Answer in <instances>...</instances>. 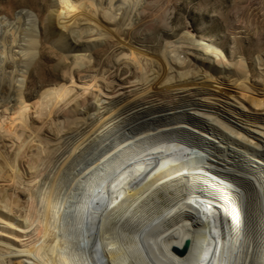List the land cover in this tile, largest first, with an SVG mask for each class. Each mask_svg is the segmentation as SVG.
I'll return each instance as SVG.
<instances>
[{
    "label": "bare ground",
    "instance_id": "6f19581e",
    "mask_svg": "<svg viewBox=\"0 0 264 264\" xmlns=\"http://www.w3.org/2000/svg\"><path fill=\"white\" fill-rule=\"evenodd\" d=\"M161 3L54 0L40 21L26 8L0 16V264H264V0L218 10L241 17L256 63L199 28L174 40ZM46 39L64 74L30 87ZM123 74L131 93L107 101ZM84 126L64 149L65 130Z\"/></svg>",
    "mask_w": 264,
    "mask_h": 264
},
{
    "label": "rangeland",
    "instance_id": "374dc122",
    "mask_svg": "<svg viewBox=\"0 0 264 264\" xmlns=\"http://www.w3.org/2000/svg\"><path fill=\"white\" fill-rule=\"evenodd\" d=\"M53 1L54 0H0V16L4 17H9V19H11V21H13L14 18V11L16 10H20L22 8H26V9H31V10H35V15H37L38 13L41 14L43 7L45 5H49L52 4L53 6ZM222 1L223 0H162L161 6L162 9L165 11V13L168 15V23H173L172 25H170L168 27V30L170 31V33L174 34V40L178 39L179 34L181 32H176L173 33V29H183L188 30L191 27L194 28H199V30L202 33H206L209 36H213L215 37L219 43H222L226 46V49H224L226 51V53L231 56V57H236L237 59L239 58V55H241L239 53V49H237L238 45H240L242 42V44L247 48L248 51L251 52L252 56H253V60L254 63L257 62V56L259 55L258 52L255 51V49H249L250 47V41L249 39H247V37L250 35L248 32L245 31V28L243 27V23H241V17H239V15H235L234 14V9L228 14L227 17H223L221 14H219L218 10L221 9L222 7ZM149 3H147L148 5ZM227 9H228V4H227ZM254 9V8H253ZM252 9V10H253ZM45 16L47 17L46 13ZM258 16H260V14H258ZM51 17V16H50ZM38 21L39 17L37 15ZM180 20H177V19ZM48 19V17H47ZM149 19V18H148ZM147 19V20H148ZM248 20V19H246ZM48 21V20H47ZM40 23V22H39ZM82 25H86V21L81 22ZM46 25L47 22H46ZM40 30V28H39ZM202 33H198L199 36H204V34ZM178 35V36H177ZM206 36V37H209ZM77 39H79L77 37ZM48 41V45H44L43 47H41V42L40 47H41V54L38 52V64L37 66L33 69L32 71V76L29 77L28 75H26V83L29 84L30 87H33L34 85H36L37 83H40L39 81L41 80L40 77L44 76L45 79H51L52 77H54L57 74H64V71H58L56 70V63L57 61L60 59L61 53L62 51L60 50L59 47L50 44L51 40L46 39ZM85 40V39H84ZM243 40V41H241ZM164 43L166 42L165 39H163ZM211 41L215 44V45H219V43L215 40ZM16 50H18V48H16ZM102 54V59H109V60H114L116 58L115 56V50L114 49H110L109 51H107L105 54L104 52H101ZM183 56V55H182ZM250 56V55H248ZM120 57V55H119ZM118 58V57H117ZM123 59V58H121ZM69 62V61H68ZM249 64L251 65L252 60L248 59ZM124 67V65H123ZM108 68V67H107ZM112 73L115 74V70L111 69L110 72L107 75H110ZM121 73H119L120 75ZM253 73H251L250 75V79L249 82L246 83V86L248 87H254L253 85L258 82L255 80H259V77H253L252 76ZM129 76V74H123L120 78L118 77L117 79H119V81H115V83L113 85H111V87L109 88H105L106 92H112L114 90V85H116L117 87L115 88V90H120L118 94H116V96L113 97H109V95L107 94H102L105 98H107V101L117 97L119 95H125L126 93L129 94L131 93L129 90H131L130 87V83H124L123 85H121V87H119L120 85H118V83H120L121 81H123L124 79H126ZM114 77V76H113ZM231 77L229 76V74H227V76L225 78H221L223 81L229 80V83H231ZM262 79V78H261ZM126 81V80H125ZM253 83V85H252ZM259 83V82H258ZM233 86V84H231ZM256 88H263L264 84H262V82H260V84H256L255 85ZM81 92V91H80ZM262 92V89H257V91H255V94L252 95V97H249L251 99V101H253V103H255V105L260 104V93ZM125 93V94H124ZM194 98H196L197 100H201V96H194ZM215 99V97H212L211 99L207 100L208 102H210L211 104L216 102V106L217 107H221V110H223L222 108H224L223 103H227L228 100H224V98H219ZM229 102V101H228ZM230 103H234L233 101H231ZM206 104V103H204ZM228 104V103H227ZM249 107L253 108L254 105H250L248 104ZM62 109H64L65 112H67L69 110L68 106H61ZM66 107V109H65ZM258 108V106H257ZM61 108L59 109L61 113H65ZM251 112H255V111H251ZM59 113V112H58ZM94 112L93 110H88L86 112H84V116L88 117L89 119L94 117ZM236 116V115H235ZM50 126V125H49ZM48 125L46 127H49ZM89 130L88 126H84L82 128H76L75 130H65L64 134H63V148L64 149H68L71 150V148L74 146V144L77 143L80 135H82L83 133L87 132ZM220 140L219 139H216ZM86 144V143H85ZM219 144V143H216ZM223 143L220 142L219 145H222ZM78 153V152H77ZM76 153V154H77ZM92 163V162H91ZM141 163V162H140ZM133 163L134 164V168L136 169L135 171L140 172L142 169L144 170V165L143 163ZM72 165H70L69 167H67V169L63 170V176L61 175V177H63L62 179V186H61V190L64 192V187H66V183H67V179L69 177H71L70 173L72 171ZM67 172V173H66ZM66 177H65V176ZM68 176V177H67ZM67 181H65V180ZM64 180V182H63ZM64 183V184H63ZM66 185V186H65ZM66 189V188H65ZM246 192H248L249 194V189L245 190ZM99 196V195H98ZM100 197V196H99ZM126 198L125 195H121V198L119 201L124 200ZM22 201H24V198L21 199ZM118 201V202H119ZM95 202H97L95 200ZM252 203V201H251ZM250 200L248 201V205H251ZM91 207V206H90ZM109 207L110 210H109ZM107 207V211H111L112 210V206ZM92 209V208H91ZM91 209L88 211L93 213L91 211ZM91 213H85L86 217L91 216ZM107 213V212H106ZM105 239H100L98 242L93 243V247H95L94 249L100 250L101 251H105L106 250V240ZM101 241V242H100ZM105 245H104V244ZM101 244V245H100Z\"/></svg>",
    "mask_w": 264,
    "mask_h": 264
},
{
    "label": "built area",
    "instance_id": "2783aa9c",
    "mask_svg": "<svg viewBox=\"0 0 264 264\" xmlns=\"http://www.w3.org/2000/svg\"><path fill=\"white\" fill-rule=\"evenodd\" d=\"M239 194H240V192L238 193V197H239ZM222 215H223V216H222ZM220 217H221L222 219H224V221H226V217H227V215L224 213L223 208L221 209Z\"/></svg>",
    "mask_w": 264,
    "mask_h": 264
}]
</instances>
